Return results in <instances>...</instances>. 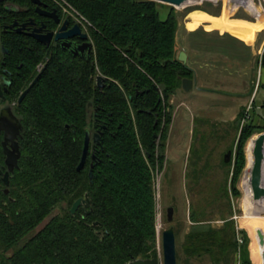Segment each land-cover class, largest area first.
I'll return each mask as SVG.
<instances>
[{
	"label": "trees",
	"instance_id": "trees-1",
	"mask_svg": "<svg viewBox=\"0 0 264 264\" xmlns=\"http://www.w3.org/2000/svg\"><path fill=\"white\" fill-rule=\"evenodd\" d=\"M54 7L60 13L66 9L86 26L94 53L82 59L55 52L20 105L18 99L45 55L15 50L2 59L19 74L6 99L0 98V109L11 105L23 132L19 167L10 174L8 194L0 175V264L158 259L154 173L163 171L166 161L171 98L182 79L194 74L178 60L176 16L172 9L162 20L158 4L150 0H54ZM3 43L9 48L6 37ZM258 64L264 69V52ZM98 76L104 78L102 89ZM257 119L264 121L261 116L248 121L244 112L236 118L240 133L231 180L234 198L240 196L245 146L254 134L264 132ZM87 129L101 140L97 144L92 139L86 164L78 171ZM5 159L1 135L0 170ZM86 194V208L72 215L73 204ZM190 216L198 222L195 212ZM224 221L223 228L189 234L186 254L208 253L215 264H229L239 250L240 264H253L247 232L236 230L231 219Z\"/></svg>",
	"mask_w": 264,
	"mask_h": 264
},
{
	"label": "rangeland",
	"instance_id": "rangeland-1",
	"mask_svg": "<svg viewBox=\"0 0 264 264\" xmlns=\"http://www.w3.org/2000/svg\"><path fill=\"white\" fill-rule=\"evenodd\" d=\"M246 1V7L250 3L249 10H253L252 0ZM227 3L228 0L204 1L203 5L208 7V11L220 14ZM157 4L162 20L167 19L173 9L178 26L181 24V27L185 17L191 12L202 10L200 5L178 9L166 4ZM243 11V8H240V15L244 14ZM214 40H206L200 31L189 36L186 43H198L200 47H203L201 50L209 51L213 56L227 53L226 45L230 43L228 38H225L224 45ZM178 41L179 32H177ZM1 59L2 44L0 42V65ZM224 69L208 68V71L212 73L209 76L211 81L207 85L209 90L193 84L191 91L186 92L181 87L171 98L173 121L166 142V161L163 171L154 173L159 264H163L162 233L171 227L174 228L176 236L177 264H215L211 254L203 253L193 256L186 254V239L196 230L223 228L226 219L234 221L236 230L242 229L247 232L252 263L254 264L252 259L254 254L255 264H264V246L260 243L258 236L259 230L264 235V197L256 199L253 188L255 140L261 133L254 134L245 146L246 164L237 184L240 196L234 198L231 194L236 144L240 133L238 122L234 120L233 124V118L244 112L248 121L249 118L254 119L258 116L264 119V78L262 79L261 69L256 65L252 72L254 83L251 84V88L252 90L255 88L252 101L251 95L244 100L239 96L231 99L233 96L231 91L223 92L218 88L221 85L225 87L230 83L235 84L237 81L241 84L242 78L235 74L230 75L231 69L228 71ZM244 80H248V77L245 76ZM240 86L243 88L242 84ZM243 94L247 95V92ZM255 98L256 101L253 103ZM241 104H244L246 108L241 107ZM257 120L260 125H264V121ZM230 152L231 157L226 162L225 157ZM230 162H232L231 165H229ZM262 168L264 188V160ZM169 208L174 209L172 223L167 221ZM60 211V208L56 209L38 230ZM192 212L196 213L198 222H193L191 219ZM239 259L238 250L231 254L229 264H237Z\"/></svg>",
	"mask_w": 264,
	"mask_h": 264
},
{
	"label": "crops",
	"instance_id": "crops-1",
	"mask_svg": "<svg viewBox=\"0 0 264 264\" xmlns=\"http://www.w3.org/2000/svg\"><path fill=\"white\" fill-rule=\"evenodd\" d=\"M204 1L218 0H188L180 7H177L179 9L200 5L202 9L201 11L196 10L191 12L185 17V22L182 27L181 24H179L177 31L179 32V44L176 38L177 48L179 49L178 52L179 54L181 52L186 53L187 62L185 65L193 71L194 74L192 80L195 85L207 88V85L211 81L209 76L212 75V73L208 71V68L214 70L225 68V71L231 69L232 72H234L233 70L235 69L236 71L234 73L230 72V75L235 74V76L238 75L239 78H242L241 84L245 90L240 86L241 84L239 81L235 84H227L225 87L224 85H221L220 87L222 88L219 87L218 89H221L223 92L231 91L233 95L231 96V99L239 96V98H243L244 100L248 98V95H251L252 101L255 93V88L254 90L251 88V84L254 83L252 72H254L256 65L261 69L262 79L264 78V69L258 64V61L264 52V15L255 19L251 17L245 9H243L244 14L240 15V9L233 12L227 4L224 5L220 14H214L212 11H208V7L203 5ZM242 1L246 2V0ZM247 6V9H249L250 3H248ZM201 15L203 17L209 16V18L220 20L221 22L208 19L204 20ZM256 24H260L262 28L257 30ZM250 28L255 29L254 33L248 31ZM200 31L205 36L206 40H214L216 37L217 39L214 41L220 43V45H224L225 38H228L230 43L226 45L228 46L227 53L213 56L209 51L201 50L203 47H200L198 43H186V39H188L189 36ZM245 76L248 77V80L246 81L244 80ZM207 89L209 90V88ZM246 92L247 95H244L243 93ZM255 101L256 98L253 103H255ZM240 106L245 107L244 104H241ZM236 118L237 117L233 118V124ZM252 259L255 264L256 259L254 254L252 255Z\"/></svg>",
	"mask_w": 264,
	"mask_h": 264
},
{
	"label": "flooded vegetation",
	"instance_id": "flooded-vegetation-1",
	"mask_svg": "<svg viewBox=\"0 0 264 264\" xmlns=\"http://www.w3.org/2000/svg\"><path fill=\"white\" fill-rule=\"evenodd\" d=\"M38 1L40 4L34 2V0L0 1V42L2 44V59L4 55H9L15 50L21 53H27V56L31 57L36 55V53L45 55V59L36 67L37 74L34 80L37 76H41L48 62L57 51L82 59H90L94 53V44L90 38L88 29L79 19L70 15L67 10L60 13L57 7H54V0H51L52 4L49 3L48 0ZM66 21L68 24L62 33H67L75 25H78L82 34L87 35L88 38L84 40L81 39L80 35H76L69 39H56L57 34ZM5 37L9 40V48L4 46L3 40ZM12 41L16 43H10ZM86 43L92 44L91 54H89V49L86 48L83 52L79 51L78 54L75 55L74 52ZM65 44H69L70 46L66 48L64 46ZM2 59L0 65V98L4 101L6 99L5 95H7L13 87V81L15 80V76L19 74V71L17 70L15 72L12 70V67L6 66V63L3 62ZM22 66L23 64H21L18 69H21ZM5 106L12 107L11 105L5 104L1 109ZM3 138L4 135L2 134V140ZM5 171L6 170H4V172ZM86 206L87 204L84 208H86Z\"/></svg>",
	"mask_w": 264,
	"mask_h": 264
},
{
	"label": "water",
	"instance_id": "water-1",
	"mask_svg": "<svg viewBox=\"0 0 264 264\" xmlns=\"http://www.w3.org/2000/svg\"><path fill=\"white\" fill-rule=\"evenodd\" d=\"M4 1V0H0ZM156 3L170 5L172 7H180L183 3L188 0H150ZM34 2L40 4L38 0H34ZM68 22L66 21L57 34L56 39H69L76 35H80L81 39L86 40L88 37L85 34H82L81 29L78 25H75L70 31L67 33H62L66 27ZM66 48L69 47V44L64 45ZM89 49V54L92 52V44L86 43L83 46L79 47L77 51L74 52L75 55L78 54L79 51L83 52L85 49ZM178 60L183 64L187 62V56L184 52H181L179 55ZM40 75L36 77V79L29 85V87L21 94L18 100V105H20L27 94L31 91L34 85L37 83ZM97 86L99 89H102L104 86V78L102 76L97 77ZM193 80L184 78L182 79L181 87L184 91L189 92L193 88ZM23 132V126L18 119V117L14 114L12 107L5 106L0 110V137L3 134L4 138L2 140V148L5 159V166L2 170H0V175H2V181L5 186V194L9 193V186H10V174L15 171L19 167L18 162L20 159V146H19V138ZM100 144L101 135L95 134L93 137L89 129L86 130L85 135V142H84V150L81 163L78 166V171H81L87 161L90 142L92 141ZM255 164L253 168V188L255 191L256 199H261L264 197V188L262 186V167H263V160H264V133H261L257 136L255 140ZM231 152L225 157V161H229L231 157ZM94 159V157H93ZM93 167V166H92ZM4 170H6L4 172ZM90 183H93V171H90L89 174ZM89 199V194H86L84 198L78 199L71 208V214L75 215L76 212L80 207H85L87 201ZM167 221L168 223H172L174 221V209L169 208L167 210ZM97 225V224H96ZM258 236L260 239V243L264 246V235L261 230L258 231ZM162 252H163V264H177V250H176V236L174 228L171 227L165 230L162 233ZM127 264H159L158 259H136L132 260Z\"/></svg>",
	"mask_w": 264,
	"mask_h": 264
},
{
	"label": "built area",
	"instance_id": "built-area-1",
	"mask_svg": "<svg viewBox=\"0 0 264 264\" xmlns=\"http://www.w3.org/2000/svg\"><path fill=\"white\" fill-rule=\"evenodd\" d=\"M247 2V1H246ZM253 2V10L247 9L245 6V2L242 0H228V6L232 9V11L239 10L240 8H243L246 10L251 17L258 19L261 15H264V0H252ZM66 11V9H64ZM264 106V105H263ZM238 243L242 244L243 241L241 238L238 237ZM237 264H240V259L238 260Z\"/></svg>",
	"mask_w": 264,
	"mask_h": 264
},
{
	"label": "bare ground",
	"instance_id": "bare-ground-1",
	"mask_svg": "<svg viewBox=\"0 0 264 264\" xmlns=\"http://www.w3.org/2000/svg\"><path fill=\"white\" fill-rule=\"evenodd\" d=\"M252 5H253V2H252ZM202 16V15H201ZM192 17V16H191ZM203 17V16H202ZM204 18V20L205 19H208V20H212V21H216V22H221L220 20H213L212 18H209V16L207 17V16H204L203 17ZM227 27V26H226ZM262 28V26L260 25V24H256V29L257 30H260ZM250 33H254V31H255V29H253V28H250L249 30H248Z\"/></svg>",
	"mask_w": 264,
	"mask_h": 264
}]
</instances>
